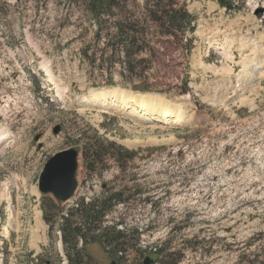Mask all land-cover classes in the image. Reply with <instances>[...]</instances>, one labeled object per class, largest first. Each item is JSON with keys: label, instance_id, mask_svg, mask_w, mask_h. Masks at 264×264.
Here are the masks:
<instances>
[{"label": "rangeland", "instance_id": "1", "mask_svg": "<svg viewBox=\"0 0 264 264\" xmlns=\"http://www.w3.org/2000/svg\"><path fill=\"white\" fill-rule=\"evenodd\" d=\"M89 1L0 0V264H69L61 215L115 193L102 228L128 230L122 252L92 243L89 264H264V0H236L238 12L178 0L195 19L192 52L160 40L155 62L125 76ZM121 1L131 15L144 4ZM144 83L183 120L88 102ZM94 130L134 156L95 170L81 157L75 195L54 206L38 188L45 162Z\"/></svg>", "mask_w": 264, "mask_h": 264}, {"label": "trees", "instance_id": "2", "mask_svg": "<svg viewBox=\"0 0 264 264\" xmlns=\"http://www.w3.org/2000/svg\"><path fill=\"white\" fill-rule=\"evenodd\" d=\"M186 1V0H184ZM219 5L228 12H238L241 8L236 0H217ZM89 8L93 12V19L97 24L98 36L103 33L108 37L107 49L111 55L108 60H113L117 55L124 53L121 63L127 69L126 73L143 71L146 62L154 63L159 56L154 44L160 40L180 48L184 56L188 57L193 49L194 33L196 31L195 19L186 9L185 4L178 0H144L143 5L138 4L141 12L129 14L123 1L118 0H90ZM117 11V14H115ZM115 15V16H113ZM148 57V58H145ZM122 57V56H121ZM136 85V84H135ZM135 85H132L134 87ZM141 91L153 90L147 84L138 85ZM95 131V135L88 142H83L80 148L85 166L95 170L100 165L113 159L120 165L123 164L124 155L134 156L115 141L104 138ZM49 203L56 206L51 196ZM121 201L120 193H115L99 201L94 198L90 202L83 199L68 212L61 215L63 240L72 245L74 251L68 254L69 264H89L85 249L92 243H99L107 252L119 255L122 252L120 240L127 236V229H118L119 223L105 225L104 218L111 211V200ZM42 211L45 222L54 228V221L49 218V208L45 200L42 202ZM95 229H92V227ZM98 231L94 236L91 233ZM83 240L82 248L77 249L78 240Z\"/></svg>", "mask_w": 264, "mask_h": 264}, {"label": "water", "instance_id": "3", "mask_svg": "<svg viewBox=\"0 0 264 264\" xmlns=\"http://www.w3.org/2000/svg\"><path fill=\"white\" fill-rule=\"evenodd\" d=\"M58 134L61 127L54 128ZM82 153L78 148L70 147L52 155L44 164L39 176L38 188L43 195H50L58 202H67L78 188V171ZM153 260L146 258L144 264H152Z\"/></svg>", "mask_w": 264, "mask_h": 264}, {"label": "bare ground", "instance_id": "4", "mask_svg": "<svg viewBox=\"0 0 264 264\" xmlns=\"http://www.w3.org/2000/svg\"><path fill=\"white\" fill-rule=\"evenodd\" d=\"M88 97H94L99 100H104V101H94V102L88 101L89 104L103 103L104 105H106V103H108L111 108L115 106L129 105V108H131V110L134 112L138 111L134 108L136 107V108H141L142 110H145L149 114H153V115L157 114V112L161 110L164 113L157 116H159L158 120L162 122L163 121L178 122L183 120L179 108L172 107V105L169 104L164 98H162L161 95L156 93L153 94L152 92H147V93L130 92L128 90L121 89L119 87L113 90L109 88H94L88 93Z\"/></svg>", "mask_w": 264, "mask_h": 264}]
</instances>
